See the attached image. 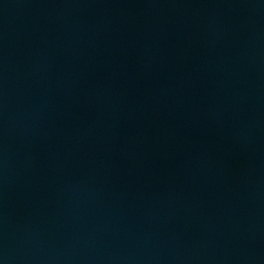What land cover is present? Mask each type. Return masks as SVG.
I'll use <instances>...</instances> for the list:
<instances>
[{"label":"water","instance_id":"water-1","mask_svg":"<svg viewBox=\"0 0 264 264\" xmlns=\"http://www.w3.org/2000/svg\"><path fill=\"white\" fill-rule=\"evenodd\" d=\"M0 264H264V0H0Z\"/></svg>","mask_w":264,"mask_h":264}]
</instances>
